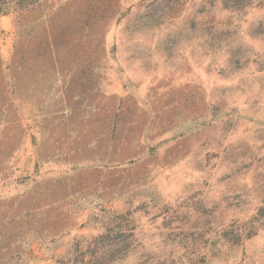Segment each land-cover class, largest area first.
I'll list each match as a JSON object with an SVG mask.
<instances>
[{
  "label": "rangeland",
  "instance_id": "1",
  "mask_svg": "<svg viewBox=\"0 0 264 264\" xmlns=\"http://www.w3.org/2000/svg\"><path fill=\"white\" fill-rule=\"evenodd\" d=\"M0 264H264V0H0Z\"/></svg>",
  "mask_w": 264,
  "mask_h": 264
}]
</instances>
